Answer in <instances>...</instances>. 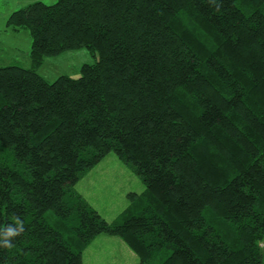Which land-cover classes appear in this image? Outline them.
I'll return each instance as SVG.
<instances>
[{
	"label": "trees",
	"instance_id": "trees-1",
	"mask_svg": "<svg viewBox=\"0 0 264 264\" xmlns=\"http://www.w3.org/2000/svg\"><path fill=\"white\" fill-rule=\"evenodd\" d=\"M7 27L33 42L0 68V264H84L103 235L137 264H264V0L37 2ZM84 48L79 78L39 73ZM112 153L145 190L108 222L76 186Z\"/></svg>",
	"mask_w": 264,
	"mask_h": 264
},
{
	"label": "rangeland",
	"instance_id": "rangeland-1",
	"mask_svg": "<svg viewBox=\"0 0 264 264\" xmlns=\"http://www.w3.org/2000/svg\"><path fill=\"white\" fill-rule=\"evenodd\" d=\"M58 1L0 0V68L12 65L24 68L31 66V34L28 30L15 32L8 28L10 16L37 2L50 6ZM95 62L96 58L84 48L47 58L39 73L49 82H54L61 76L79 78L82 66ZM76 189L108 222H113L129 206L128 194H141L145 190L142 180L113 153L88 172ZM108 237L103 235L96 238L85 250L84 264H133L138 259L124 242L111 238L114 239L113 242L106 239ZM118 245L122 247L119 248Z\"/></svg>",
	"mask_w": 264,
	"mask_h": 264
},
{
	"label": "clouds",
	"instance_id": "clouds-1",
	"mask_svg": "<svg viewBox=\"0 0 264 264\" xmlns=\"http://www.w3.org/2000/svg\"><path fill=\"white\" fill-rule=\"evenodd\" d=\"M20 230L22 231V228H20ZM16 234H17V232H16L15 229L9 228L8 231L5 233V236H6V237H8V236H14V235H16ZM4 243H5V245L7 246L8 241L5 240Z\"/></svg>",
	"mask_w": 264,
	"mask_h": 264
},
{
	"label": "crops",
	"instance_id": "crops-1",
	"mask_svg": "<svg viewBox=\"0 0 264 264\" xmlns=\"http://www.w3.org/2000/svg\"><path fill=\"white\" fill-rule=\"evenodd\" d=\"M106 239H109V240H112L113 242H114V239H111V238H106ZM102 240H104V239H102ZM116 242V241H115ZM119 246V248H121L122 246H120V245H118ZM137 258V257H136ZM138 263V259L135 261V262H133V264H137Z\"/></svg>",
	"mask_w": 264,
	"mask_h": 264
}]
</instances>
